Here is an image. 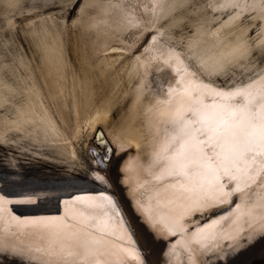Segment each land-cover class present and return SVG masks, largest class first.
I'll list each match as a JSON object with an SVG mask.
<instances>
[{"label":"snow or ice","instance_id":"1","mask_svg":"<svg viewBox=\"0 0 264 264\" xmlns=\"http://www.w3.org/2000/svg\"><path fill=\"white\" fill-rule=\"evenodd\" d=\"M70 39L82 52L78 66L65 56ZM164 72L172 77L164 96L149 98L152 74ZM109 83L112 96L132 97L127 113L109 126V102L82 118ZM141 108L153 117L146 128L136 126ZM88 140L104 163L109 141L117 154L135 147L121 173L144 159L147 179L128 195L158 239L178 237L165 264L226 260L242 240L264 237V0H0V147L70 163ZM92 178L107 185L101 173ZM36 202L0 194V255L24 264H144L106 192L61 200L58 215L10 207ZM26 231L40 243L14 242Z\"/></svg>","mask_w":264,"mask_h":264},{"label":"water","instance_id":"2","mask_svg":"<svg viewBox=\"0 0 264 264\" xmlns=\"http://www.w3.org/2000/svg\"><path fill=\"white\" fill-rule=\"evenodd\" d=\"M129 38H132L134 33L127 34ZM125 35V36H127ZM82 52L72 39L69 40V43L65 50V56L67 60L70 62L72 66H78L79 61L81 58ZM126 97L121 98L125 100ZM110 102V106H112V86L111 84H106L102 91H98L96 95L92 98L90 102V107L87 110H82V118L89 113H94L96 108H100L105 106ZM128 103V107L132 102V98L129 96L125 101ZM117 105V104H116ZM115 106L109 108L108 120L110 114L115 113ZM128 111V108H125ZM107 123V122H106ZM104 125L100 124L97 125V130L103 129ZM105 139H107V132L104 133ZM87 149H79L77 152V164L79 165L81 171L90 177L89 185L90 188L84 189L82 185L80 187L74 183L81 182L80 179L72 178L73 174H70V171L63 170L56 172L55 165H53L50 161V157L54 152H47L44 156H31L27 153L20 154L14 150H9L4 147H0V172L4 175L1 176L0 179L5 181L4 185L0 187V192L4 195L8 196L10 194L15 195H23V196H32V195H45V194H56L58 196H65L69 194H80L83 192L85 194L86 190L90 192H106L107 194L111 195L118 206L121 208V211L124 213L125 219L129 222V226L131 228V234L135 241L137 248L140 250L141 254L144 258V264H150L149 255L151 253V249L143 250L140 246V241L137 238V229L136 226L143 225L140 216L131 213L132 207L130 206L129 202L126 201L122 192H119L115 184L113 185L110 177L107 176L104 172L99 169L97 160L94 157V154L91 151L90 146L93 145L97 148L95 143L92 140L87 141ZM109 147L113 149L112 154L110 155V159L117 160L116 168L118 166V161L124 160L126 155L135 151V147L127 148L123 153L117 154L115 145L111 144L109 141ZM99 154L103 158V153L101 150H98ZM123 162V161H122ZM50 170V171H49ZM97 172L101 173L105 176L107 180V185L100 184L96 180L92 178V173ZM72 175V176H70ZM112 179V178H111ZM84 189V190H83ZM158 246L161 247L164 251L166 250V245L168 243H172L175 241V237H169L167 241L163 239H157ZM243 241V240H242ZM14 242H17L14 241ZM258 246L252 250V244L257 243ZM19 243V242H18ZM254 243H251V247L247 249L249 251L246 255V258L241 261L237 256L234 261H221V263H215L212 256L202 257L200 264H250L264 256V237L257 239ZM157 246V247H158ZM241 253H246L241 251ZM239 255V254H238ZM241 258V256H240ZM130 261V264H134V261ZM0 264H24L23 261L19 259H9L7 256L0 255ZM126 264V263H124Z\"/></svg>","mask_w":264,"mask_h":264},{"label":"bare ground","instance_id":"3","mask_svg":"<svg viewBox=\"0 0 264 264\" xmlns=\"http://www.w3.org/2000/svg\"><path fill=\"white\" fill-rule=\"evenodd\" d=\"M138 0H129V3H137ZM143 3H148L149 0H142ZM124 39L126 41H131L132 38H129L128 35L124 37ZM119 46V45H116ZM172 79L171 74L169 72H164L161 73L159 76H157L156 73L152 74V77L150 79V88L148 90V97L149 98H155V97H163L164 96V92H165V88L167 86V84L169 83V81ZM128 97L125 98V100H122L121 98H117L112 96V106H115V113L110 114L109 116V120L107 118V123L109 126H112L114 123H116L117 121H119L126 113L127 110L125 109L126 107H128V103L125 102L127 100ZM132 98V97H131ZM132 104V102H131ZM130 104V106H131ZM110 106V107H112ZM153 121V117L151 114L149 113H145L144 109L141 108L140 112L138 114L137 117V121H136V126L137 127H142V128H146L149 122ZM172 131V127L168 126V127H162L161 128V137H165L167 136L168 133H170ZM92 153L94 154V157L96 156V160L99 166V169L104 172L105 174H107L108 177H110V180L112 182V184L117 187V189L119 190V192H122L124 198L126 199V201L129 202L130 206L132 207L133 212L131 211L132 215L136 214L135 209L133 208V204H132V199L129 197L128 192L130 188L136 187L138 183L142 182L143 180L147 179V177L145 176V174L143 173L142 170V166L143 163L145 162L144 159H139V160H134L132 162V168L130 171H127L125 173H121L119 171V165L121 163L124 162V160L122 161H118V166L116 168L115 166V162H117V160L115 159H110L108 160L107 163L103 162V158H102V154H99V151L97 150L96 147H94L93 145L90 146ZM137 152V150L135 149V151H133L132 153H128L126 155V157L130 156V155H135ZM65 158L61 157L59 155H57L56 153L52 154L50 157V161L53 165H55L56 168V172L59 171H63V170H68L70 171V174H73L72 178H76V179H80L81 182L79 183H74L76 185H78L80 187V185H82L84 187V189L90 188L91 186L89 185V180L90 177L85 175L79 165L77 164L76 161H72L70 163H66L64 162ZM50 171V170H49ZM1 176L3 177L4 175L2 174V172H0V178ZM72 176V175H70ZM112 178V179H111ZM122 179H126L127 180V184H122L121 180ZM5 181L3 179H0V187H2L4 185ZM151 185H146L145 188H141L138 189V196L139 198L143 199L144 196L147 194V192L151 189ZM83 189V190H84ZM85 194H94V192H90L88 190L85 191ZM0 194H3L2 192H0ZM83 194V192H81L80 194H69V195H65V196H58V195H54V194H45V195H32L33 197L37 198V202L35 204H26V205H11V209L13 210V212L19 216H25V215H58L61 212V206H60V201L64 200V199H69L72 196L75 195H85ZM4 195V194H3ZM8 197L10 198H18V197H24L23 195H15V194H10L8 195ZM235 199V198H234ZM138 216V215H137ZM198 218V217H196ZM140 219L142 220V218L140 217ZM204 222V221H202ZM137 229V238L140 241L141 244V248L143 250H147V249H151V253L149 255V261L150 264H165V256H164V248L162 249L161 247L158 246V241H157V237L156 234L153 230H151L149 228V226L143 222V225H138L136 226ZM178 237H175V240ZM17 242L28 245H36L38 243H40V241L36 238L35 235L31 234L30 231H26L24 234H22L21 236H19L17 238ZM175 242V241H173ZM172 242V243H173ZM242 244L245 245V247H243V249L241 251L246 252L241 253V251L238 253L239 255L236 256H229L226 260H221V259H217L215 257H212L214 260L216 261L215 263H221V261H234V259L238 256L239 260L236 261H241L244 260L246 258V254L249 252L247 251V249H249L251 246V244H248L247 241H241ZM158 246V247H157ZM258 246V242L252 244V250L255 249ZM166 249V248H165ZM241 256V258H240ZM124 263L126 264H130V261H125ZM242 263H244V261H242ZM241 263V264H242ZM185 264H186V258H185Z\"/></svg>","mask_w":264,"mask_h":264},{"label":"rangeland","instance_id":"4","mask_svg":"<svg viewBox=\"0 0 264 264\" xmlns=\"http://www.w3.org/2000/svg\"><path fill=\"white\" fill-rule=\"evenodd\" d=\"M116 166V162L114 163ZM250 264H264V256L261 258H258L257 260L250 262Z\"/></svg>","mask_w":264,"mask_h":264}]
</instances>
